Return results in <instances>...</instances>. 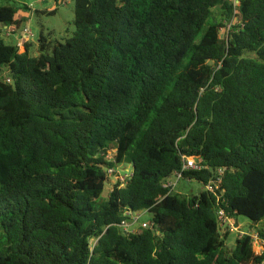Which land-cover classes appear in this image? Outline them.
<instances>
[{"label":"trees","instance_id":"trees-1","mask_svg":"<svg viewBox=\"0 0 264 264\" xmlns=\"http://www.w3.org/2000/svg\"><path fill=\"white\" fill-rule=\"evenodd\" d=\"M28 10L0 6V264L264 263L249 234L226 251L217 213L264 242V0H73L34 55L3 39ZM183 156L187 195L162 186Z\"/></svg>","mask_w":264,"mask_h":264},{"label":"rangeland","instance_id":"rangeland-1","mask_svg":"<svg viewBox=\"0 0 264 264\" xmlns=\"http://www.w3.org/2000/svg\"><path fill=\"white\" fill-rule=\"evenodd\" d=\"M11 4L16 6L26 5L28 7V16L24 20L22 25L29 26L33 33L31 39V50L32 55L36 54L38 49V40L41 34L47 38L55 39L58 41H63L65 37H69L75 30L73 25V0H68L64 2H55V0H0V6ZM55 11L54 13H50ZM227 33V26L221 29V37H225ZM5 43L14 44V37H4ZM113 152V151H112ZM129 168V166H126ZM125 166H120V170H124ZM114 180L109 177V182L105 183L104 191L101 195V199H105ZM199 188L198 183L195 181H190L188 183L181 181L175 188V191L184 195L194 192ZM136 216V215H135ZM138 221L132 222L128 220L130 225L127 228V232L137 231L143 222H150V214L147 211H141L138 214ZM235 221L238 225V230L240 231H229V235L225 240V249L229 252L233 249L235 245V240L240 233H249L251 235H256V231L261 228L262 223L254 224L247 218L243 216H236ZM132 222V223H131ZM226 229H221L220 233L223 236ZM92 244L95 240L91 241ZM257 243V242H256ZM255 248L258 252L262 250V245L255 244Z\"/></svg>","mask_w":264,"mask_h":264},{"label":"built area","instance_id":"built-area-1","mask_svg":"<svg viewBox=\"0 0 264 264\" xmlns=\"http://www.w3.org/2000/svg\"><path fill=\"white\" fill-rule=\"evenodd\" d=\"M66 1H68V0H66ZM62 2H64V1H62ZM232 4H233L234 9H235L237 6H239L240 0H232ZM228 28H229V25L227 26V33H228ZM4 30H5L4 35L6 37H14V39H15L14 45L18 49H21L23 47L24 43L31 41V39L33 37V33L31 31V29L29 28V26H26V25H22L20 27H18L16 25H12V26L5 28ZM227 33H226V35H227ZM113 152H115V150H113ZM182 158H183V163H182L181 169L179 171H175L173 173L172 177L166 179L162 184V186L164 188H166L169 192L175 191L176 186L181 181H184L186 183L189 182V181L184 180L183 171H187L190 169L193 170V169L199 168L195 164L194 160L191 157L183 156ZM107 159L108 160L111 159V154L107 155ZM120 166H123V165H120ZM120 166L108 168L107 173H108L109 177L113 178L114 183L119 181L121 184H123L124 182H126V180H128V178L130 177L131 174L128 172V168L126 166H125L126 168L124 170H120ZM219 173L220 174L222 173L221 169L219 170ZM219 180L220 179L218 178V181ZM205 188L208 189L209 191L212 190V187L210 186V184L206 185ZM217 213H218V225H219L220 231H221V229H226L228 231H239L238 225L233 218L227 216L222 209H219L217 211ZM126 214H127V216H129L131 218L132 222H137L139 219L138 218L139 212H137V213L126 212ZM120 226L122 229L127 231V228L130 225L128 224V220L125 219V220L121 221ZM141 227H145V228L150 227V222H143L141 224ZM243 234H249V233H244V232L240 233V235H243ZM249 235L252 237L254 246H255V244H259L257 234L255 236L251 235V234H249ZM259 245H262V250L259 253L264 252V242H262ZM262 264H264V263H262Z\"/></svg>","mask_w":264,"mask_h":264},{"label":"water","instance_id":"water-1","mask_svg":"<svg viewBox=\"0 0 264 264\" xmlns=\"http://www.w3.org/2000/svg\"><path fill=\"white\" fill-rule=\"evenodd\" d=\"M128 172H129L130 174L133 173V166H132V165L129 166V168H128ZM198 191H200V189H198Z\"/></svg>","mask_w":264,"mask_h":264}]
</instances>
